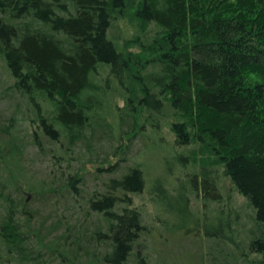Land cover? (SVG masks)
I'll list each match as a JSON object with an SVG mask.
<instances>
[{
	"label": "trees",
	"instance_id": "1",
	"mask_svg": "<svg viewBox=\"0 0 264 264\" xmlns=\"http://www.w3.org/2000/svg\"><path fill=\"white\" fill-rule=\"evenodd\" d=\"M0 66V264H264V0H0ZM165 123L175 149L199 146L185 188L208 214L192 256L147 221L142 165L113 176ZM29 146L49 174L29 175Z\"/></svg>",
	"mask_w": 264,
	"mask_h": 264
},
{
	"label": "rangeland",
	"instance_id": "2",
	"mask_svg": "<svg viewBox=\"0 0 264 264\" xmlns=\"http://www.w3.org/2000/svg\"><path fill=\"white\" fill-rule=\"evenodd\" d=\"M126 23L127 21L121 22L124 31L127 26ZM128 33L131 34V31H128ZM3 71V67L0 66V90L4 86L2 81ZM118 102L123 103L121 99ZM10 113V100L8 97L0 96V120H6ZM148 131H150V129H148ZM173 138L174 134L166 123L162 125L158 132L152 131L145 136L140 135L132 149L131 160L120 161L119 166L121 171L115 173L113 176H121L125 167L135 161L142 165L146 176L147 187L139 201L142 203L147 221L151 222L154 219L162 224L164 222L165 225L163 229L167 231V234L170 236L172 250L174 252L181 251V253L192 256L194 253L200 254L205 249L204 241L200 237L204 232H199L198 234L194 231V228H196L197 222L198 226L201 227L202 223H204L206 214H208L205 212L204 204L200 197L191 192L187 193L185 188L187 175H190L189 172H197L200 174L202 171V167H200V157L198 156L199 146L196 142H193L188 146H180L178 147L179 149H175L172 144ZM194 153H196V157H198L195 160H193ZM25 154L27 172H29V175L32 174L36 177H41L45 176L47 173L49 174V171L52 170L53 167L50 159L39 154L35 146H29ZM117 159L118 157H112L113 162ZM84 173L86 174L85 176L88 182V190L94 189V180L91 179L93 176L89 177L91 173H95L94 166L87 165ZM217 174L219 175L218 177L222 184L229 210L233 208V211H240L241 206L245 204L244 199L234 191L231 181L224 176L222 167L217 166ZM188 179L191 180L190 176ZM97 183L96 186L100 187L99 182ZM189 185L191 186L190 183ZM161 188L163 192L171 197L172 200L170 203L172 207H169V204L163 206V204L160 203V198L158 196L161 195H158L157 192H160L159 190ZM182 191L188 195L187 209L189 213H178L179 208H183L186 203L181 197ZM214 207L215 205L211 204L207 211L209 212L214 209V212L218 215V211ZM173 209L175 210L172 211ZM242 215V220L245 221V213ZM186 231H191L189 234L192 235L183 237V233ZM154 257H156V254H153V258Z\"/></svg>",
	"mask_w": 264,
	"mask_h": 264
}]
</instances>
